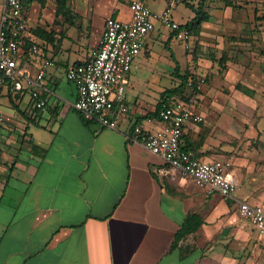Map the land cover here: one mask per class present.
<instances>
[{
  "label": "crops",
  "instance_id": "obj_1",
  "mask_svg": "<svg viewBox=\"0 0 264 264\" xmlns=\"http://www.w3.org/2000/svg\"><path fill=\"white\" fill-rule=\"evenodd\" d=\"M131 1L65 0L60 9L49 0L41 9L40 0H24L32 38L18 69L34 78L44 61L53 65L38 85L13 91L0 84V264H264V236L238 216L234 200L183 175L158 176L162 159L125 139L136 124L160 126L144 120L185 73L194 40L205 46L196 106L204 120L184 126L181 145L203 161L228 150L225 141L236 133L234 96L253 99L264 91L261 0H182L171 17L189 40L155 21L125 77L127 112L109 113L113 127L86 121L73 107L77 91L66 71L93 58L105 20H128ZM140 1L156 13L166 7V0ZM179 6L190 10L186 19L176 17ZM35 44L39 52L32 54ZM249 54L257 61L248 67ZM214 63L225 66L222 75ZM34 89L47 98L43 110L33 106ZM263 176L239 161L227 171L237 198L264 209V186L257 184ZM184 227L188 232L175 241Z\"/></svg>",
  "mask_w": 264,
  "mask_h": 264
},
{
  "label": "built area",
  "instance_id": "obj_2",
  "mask_svg": "<svg viewBox=\"0 0 264 264\" xmlns=\"http://www.w3.org/2000/svg\"><path fill=\"white\" fill-rule=\"evenodd\" d=\"M182 0H166V7L159 13L152 11L144 2L132 0L129 5L130 18L126 21L108 17L93 58L85 64L73 65L66 71V78L74 84L77 91L73 107L84 120L96 121L100 125L113 127L108 115L112 111L127 112L122 103L125 93V77L131 70L136 57L141 52L144 40L159 21L171 30L177 39L187 42L189 32L173 21V8ZM24 0H1L0 4V84L10 83L11 90L21 91L22 83L28 87L38 85L51 61H44L34 78L24 75L18 69L26 40L32 38L26 24ZM32 54H37L38 46L32 45ZM202 84L188 79L181 93L166 95L157 107L153 117L145 118L144 123L157 122L156 129H147L136 124L125 139L137 143L160 157L163 165L155 169L160 177H174L177 174L189 177L194 185L204 188L207 193H217L236 202L237 214L249 221L264 236V209L237 198L238 186L228 179L227 171L231 166L228 160L203 161L181 145L184 126L187 123H201L203 116L196 110ZM188 91V93H187ZM33 106L43 110L47 98L34 89L31 92ZM3 116L0 112V124ZM264 260V251H263Z\"/></svg>",
  "mask_w": 264,
  "mask_h": 264
},
{
  "label": "rangeland",
  "instance_id": "obj_3",
  "mask_svg": "<svg viewBox=\"0 0 264 264\" xmlns=\"http://www.w3.org/2000/svg\"><path fill=\"white\" fill-rule=\"evenodd\" d=\"M50 2L54 5H57V7H60V9L65 8V0H50ZM46 3L49 4V0H40L41 9L46 7ZM260 4H261L260 8H262V10L264 11V0H261ZM149 6L151 7L150 4ZM49 8L53 9V7H49ZM188 11H190L188 8L179 6L178 8H176L174 13L176 17L186 19L188 15ZM261 15H264L263 12H261ZM193 41L194 40L190 41L193 43L192 48L188 46L186 48V54H185L186 60L185 62H183L182 71L183 72L185 71L188 78H191L193 81L202 84L203 83L202 82L203 79L201 77L202 73L201 72L199 73L197 71L198 68L202 67L201 64L198 63V56L204 51L205 46H203L204 44L200 42H195V41L193 42ZM24 49L27 50L28 45H26L25 48H23V50ZM262 56H264V47L263 50L260 52L259 57L261 58ZM245 57H247L249 60L247 64L248 67L253 61H257L255 57L251 54L247 56L245 55ZM261 63L264 64V60H262ZM214 65H215L214 66L215 70L219 75H222L225 72L226 68L225 66L222 65V63L219 64L214 63ZM209 67L210 66L206 67V69L210 70ZM208 77L209 76L205 78V82ZM254 81L255 80L253 79V82ZM179 84H180V80H178L177 78H173L171 84L165 88H169V89L176 88ZM235 88L237 90H240L239 86L238 88L237 86ZM203 90H201V92ZM238 97L239 96H234L233 98L234 100L231 103V106L235 111V117H234L235 132H236L235 136L233 137L230 136L228 140L225 141L226 144H228L229 146L227 150L228 152L227 151L223 152L222 150L215 151L214 153L215 157L213 158V160H228L231 163V167L233 166L234 162L236 163L239 161L251 166L254 165L256 169L263 170L264 172V91L258 94L257 96H254L253 99L245 98V100H242ZM240 172L241 175H243V171ZM181 175L182 174H177V176H181ZM262 179L264 180V176L262 177ZM257 184H261V186H264V181L260 183L257 182ZM257 200H258L257 203H259V201L262 202V200L260 199ZM262 203L264 204V198Z\"/></svg>",
  "mask_w": 264,
  "mask_h": 264
},
{
  "label": "trees",
  "instance_id": "obj_4",
  "mask_svg": "<svg viewBox=\"0 0 264 264\" xmlns=\"http://www.w3.org/2000/svg\"><path fill=\"white\" fill-rule=\"evenodd\" d=\"M197 21H198V19L194 18V19H192L191 22L192 23H197ZM186 27L189 28V25H187ZM35 33L38 35L39 31H35ZM26 44L28 45V43H26ZM178 75L180 77V84L176 88H173V89H170V90H166L163 93L162 98L165 97L166 95H173V94H176V93H181L184 90L185 86H186L187 80L191 79V78H188L186 73H178ZM238 86H239L240 90H244L247 93L251 92V90L249 91L248 89H243L240 85H237V88H238ZM182 148L184 150L189 151L188 149H186V147L182 146ZM186 232H188V231H186V227L182 228L181 231L179 233H177V235H175V241H177Z\"/></svg>",
  "mask_w": 264,
  "mask_h": 264
}]
</instances>
